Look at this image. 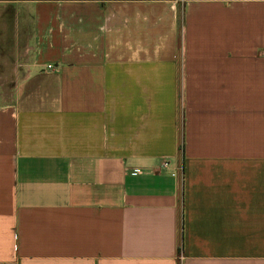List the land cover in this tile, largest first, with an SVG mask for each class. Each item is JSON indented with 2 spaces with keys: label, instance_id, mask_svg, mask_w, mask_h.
Masks as SVG:
<instances>
[{
  "label": "crops",
  "instance_id": "crops-1",
  "mask_svg": "<svg viewBox=\"0 0 264 264\" xmlns=\"http://www.w3.org/2000/svg\"><path fill=\"white\" fill-rule=\"evenodd\" d=\"M0 3V264H264V0Z\"/></svg>",
  "mask_w": 264,
  "mask_h": 264
},
{
  "label": "rangeland",
  "instance_id": "rangeland-1",
  "mask_svg": "<svg viewBox=\"0 0 264 264\" xmlns=\"http://www.w3.org/2000/svg\"><path fill=\"white\" fill-rule=\"evenodd\" d=\"M5 5H3L2 3H0V7H4ZM23 7V5H12L11 8L8 9L9 13H13L9 18H3V19H0V28H2V24L3 25H6V23L8 25L7 28V33H5V38H3V42H8L9 44H12L13 43V33L15 32L16 30V26H17V21L19 19V21L21 20V17L18 18V16L16 15V13H21L20 10H18V8L20 7ZM18 7V8H17ZM19 11V12H18ZM6 22V23H5ZM2 23V24H1ZM2 26V27H1ZM3 84V85H2ZM2 84L0 85L2 87V89L4 91H6L7 88H11L13 86V83L10 82V81H5V82H2Z\"/></svg>",
  "mask_w": 264,
  "mask_h": 264
},
{
  "label": "built area",
  "instance_id": "built-area-1",
  "mask_svg": "<svg viewBox=\"0 0 264 264\" xmlns=\"http://www.w3.org/2000/svg\"><path fill=\"white\" fill-rule=\"evenodd\" d=\"M48 71H53L55 69V66L52 64H49L46 68Z\"/></svg>",
  "mask_w": 264,
  "mask_h": 264
}]
</instances>
